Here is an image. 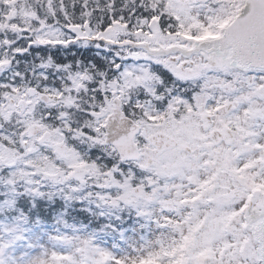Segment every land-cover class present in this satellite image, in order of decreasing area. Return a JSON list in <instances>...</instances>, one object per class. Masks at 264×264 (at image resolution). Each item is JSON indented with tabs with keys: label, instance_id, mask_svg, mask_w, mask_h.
Returning a JSON list of instances; mask_svg holds the SVG:
<instances>
[{
	"label": "snow or ice",
	"instance_id": "6c2138e0",
	"mask_svg": "<svg viewBox=\"0 0 264 264\" xmlns=\"http://www.w3.org/2000/svg\"><path fill=\"white\" fill-rule=\"evenodd\" d=\"M0 264H264V0H0Z\"/></svg>",
	"mask_w": 264,
	"mask_h": 264
}]
</instances>
